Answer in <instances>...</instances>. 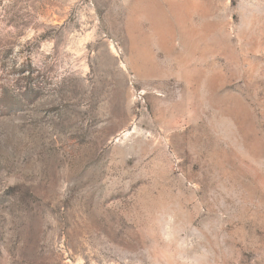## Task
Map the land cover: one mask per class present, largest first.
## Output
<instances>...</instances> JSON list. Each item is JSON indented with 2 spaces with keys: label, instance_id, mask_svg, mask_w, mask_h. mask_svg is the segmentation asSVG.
I'll return each mask as SVG.
<instances>
[{
  "label": "rangeland",
  "instance_id": "374dc122",
  "mask_svg": "<svg viewBox=\"0 0 264 264\" xmlns=\"http://www.w3.org/2000/svg\"><path fill=\"white\" fill-rule=\"evenodd\" d=\"M0 264H264V0H0Z\"/></svg>",
  "mask_w": 264,
  "mask_h": 264
},
{
  "label": "trees",
  "instance_id": "16d2710c",
  "mask_svg": "<svg viewBox=\"0 0 264 264\" xmlns=\"http://www.w3.org/2000/svg\"><path fill=\"white\" fill-rule=\"evenodd\" d=\"M12 107H15L14 105Z\"/></svg>",
  "mask_w": 264,
  "mask_h": 264
}]
</instances>
